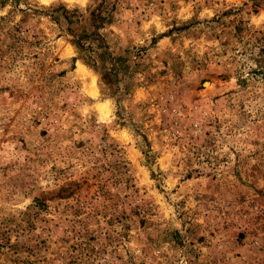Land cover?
<instances>
[{
    "label": "rangeland",
    "instance_id": "rangeland-1",
    "mask_svg": "<svg viewBox=\"0 0 264 264\" xmlns=\"http://www.w3.org/2000/svg\"><path fill=\"white\" fill-rule=\"evenodd\" d=\"M0 264H264V0H0Z\"/></svg>",
    "mask_w": 264,
    "mask_h": 264
}]
</instances>
